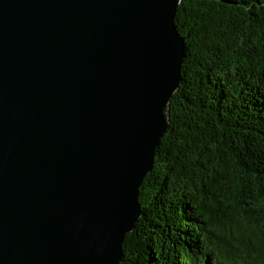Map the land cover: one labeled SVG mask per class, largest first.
I'll use <instances>...</instances> for the list:
<instances>
[{
    "label": "water",
    "instance_id": "1",
    "mask_svg": "<svg viewBox=\"0 0 264 264\" xmlns=\"http://www.w3.org/2000/svg\"><path fill=\"white\" fill-rule=\"evenodd\" d=\"M181 0H0V264H120L181 81Z\"/></svg>",
    "mask_w": 264,
    "mask_h": 264
},
{
    "label": "trees",
    "instance_id": "2",
    "mask_svg": "<svg viewBox=\"0 0 264 264\" xmlns=\"http://www.w3.org/2000/svg\"><path fill=\"white\" fill-rule=\"evenodd\" d=\"M181 81L120 264H264V0H181Z\"/></svg>",
    "mask_w": 264,
    "mask_h": 264
}]
</instances>
